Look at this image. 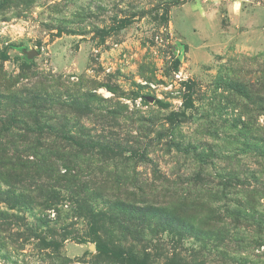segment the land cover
Returning a JSON list of instances; mask_svg holds the SVG:
<instances>
[{"label":"rangeland","instance_id":"1","mask_svg":"<svg viewBox=\"0 0 264 264\" xmlns=\"http://www.w3.org/2000/svg\"><path fill=\"white\" fill-rule=\"evenodd\" d=\"M129 253L264 264V0H0V264Z\"/></svg>","mask_w":264,"mask_h":264},{"label":"trees","instance_id":"2","mask_svg":"<svg viewBox=\"0 0 264 264\" xmlns=\"http://www.w3.org/2000/svg\"><path fill=\"white\" fill-rule=\"evenodd\" d=\"M95 249L99 253H107V254H113V255L116 254V252L112 248H110L106 244L99 243V242H96L95 243ZM127 258H128V261L131 264H151V263L148 262V258H145V257L144 258H141V257L139 258V256H137L135 254H130L129 253L128 256H127Z\"/></svg>","mask_w":264,"mask_h":264},{"label":"water","instance_id":"3","mask_svg":"<svg viewBox=\"0 0 264 264\" xmlns=\"http://www.w3.org/2000/svg\"><path fill=\"white\" fill-rule=\"evenodd\" d=\"M30 55H31V53H30V52H28V53H27V56H30Z\"/></svg>","mask_w":264,"mask_h":264}]
</instances>
